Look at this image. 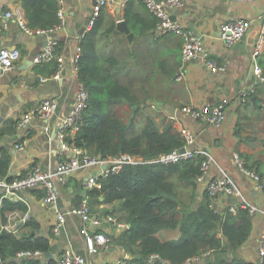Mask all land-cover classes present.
<instances>
[{
    "label": "crops",
    "instance_id": "0c3cea01",
    "mask_svg": "<svg viewBox=\"0 0 264 264\" xmlns=\"http://www.w3.org/2000/svg\"><path fill=\"white\" fill-rule=\"evenodd\" d=\"M94 1L64 0L65 23L61 28L50 32L27 33L13 17L7 19L6 25L3 24V14L7 9L19 4L24 10L21 1L0 0V47L16 46L21 52L14 67L9 70H0V124L6 123L8 119L18 120L26 112L35 108L44 97L55 96L58 100V108L54 117L48 120L39 116L31 118L27 126L30 130L28 135H23V129L15 128L14 134L0 138V144H10L9 175L11 176L25 173L32 164H39L43 168L54 166L58 160L68 154L61 147L57 136L58 117L68 111L78 85V77L72 70L70 56L75 47L76 36L82 32L88 22ZM184 1L183 6L172 10L173 16L188 26L193 24L194 29H192L200 36L210 58L216 64L227 62V67L224 70L211 71L203 61L198 59L183 63L180 37L173 33L157 34L154 30L156 18L141 1L116 0L113 5L105 6L100 13L103 16L100 31L103 32L106 39L109 36L111 43L115 42L112 45V53L117 58L119 56L120 61L123 58L120 69L123 67L121 65H131L133 68L146 65L144 67L148 73L147 78L142 81L139 77L140 80L136 81V88L139 87L142 92H146L147 103L151 96L158 95L156 97L158 100L155 102L159 105L161 113L165 115L164 118L170 120L174 129L179 132L182 127L187 126L195 133V140L189 147L191 149L204 148L212 154L215 159V164L211 167L212 173H218V165L223 167L233 176L248 201L257 206L255 213L250 214L252 228L249 238L235 253L243 259L259 264L257 246L264 225L262 211L264 208L262 187V179L264 180V91L259 94L262 100L259 112V117L263 119L261 128L250 132L245 128V124L241 123L240 136L237 135L235 129L238 122L240 123V111L245 106L238 102L239 90L242 86L257 83L253 75L250 77L252 71L250 49L260 27V14L264 12V0ZM126 7L135 27L132 28L127 23L134 33L132 40H129L123 31L112 34L113 29H111V27H115L117 20L124 19ZM239 16L248 17L251 20V26L239 42L228 46L219 37V23ZM107 29L112 30L109 35ZM49 39L57 41L56 53L61 54L64 58V65L57 78L49 74L50 65L48 63L56 62L55 59L43 63L32 61L34 55ZM144 41L147 44L141 45ZM154 46H157V49ZM118 47L121 49L117 50ZM123 48L128 49V54L121 52ZM118 53L120 54L117 55ZM134 54L139 55L137 61L132 57ZM263 55L264 51L259 62ZM181 67L184 69L183 75L181 78H177ZM262 67L264 69V66ZM124 71L127 72V69ZM162 72H164V77L161 76ZM165 72H169V76H166ZM39 75H44L47 79L41 80ZM132 86L134 85L130 84V88ZM153 88H158L159 93L154 90L151 92ZM133 92L139 98L134 90ZM222 98H227L228 103L225 106L226 117L220 125H211L201 119H192L181 110L185 105L199 106L205 102L214 104ZM152 106L154 105L152 104ZM171 108H174L172 112H170ZM14 136L17 137L13 140ZM23 138L24 148L22 150L15 149L13 143ZM234 151H239L243 158L247 156L251 157L252 161L257 160V164L251 169L261 171L262 176L258 181L245 175L236 167L232 159ZM84 178L85 174L81 172L72 173L67 177L66 182L58 188L59 206L67 214L64 226L56 237L51 232L54 221L53 212L43 203L41 189H31L24 194L28 206L27 211L23 213L20 211L8 212L9 221L7 224H12L11 216L15 213L20 216L19 218L32 216L39 223L38 232L49 236L54 258H57L67 245H71L77 252L85 254V243L80 231L81 219L77 214L69 211L73 205L80 202L82 195L85 194ZM203 190L204 186L197 182L196 192L193 195L194 200L191 201V204L201 198ZM237 200L234 196L220 194L216 200L210 199V205L214 210L221 212L230 204L236 205L239 202ZM112 206V203H101L94 206L95 208L92 207V210L100 212V216H102L104 208ZM116 218L126 223L119 216ZM18 219L15 221L18 229L15 234L22 231L20 223L23 221L18 222ZM126 225L128 227L129 223ZM108 228V231H114L112 225ZM179 234L180 231L177 228H166L157 232L160 239L175 238ZM118 244L119 242L113 241L108 248L100 250L91 258L98 263L116 259L121 254ZM202 253L205 254L202 261L209 258L217 262L221 256L220 253H215L211 249L204 250L200 254ZM228 254L231 255L230 252L223 253V255Z\"/></svg>",
    "mask_w": 264,
    "mask_h": 264
},
{
    "label": "trees",
    "instance_id": "16d2710c",
    "mask_svg": "<svg viewBox=\"0 0 264 264\" xmlns=\"http://www.w3.org/2000/svg\"><path fill=\"white\" fill-rule=\"evenodd\" d=\"M20 1L28 26L46 29L59 22L57 0ZM101 15L80 42L82 51L77 76L88 90V102L77 130L66 137L67 142L91 154L104 156L128 152L147 160L182 145V136L170 120L163 118L161 126L148 116L142 128L136 131L132 119L124 121L115 113L114 107L119 103H127L137 111L140 102L130 86L116 75L122 63L120 59L112 52L101 51L100 54L95 48L103 18ZM123 18L135 28L127 7ZM111 29H107L108 35ZM48 64L49 74L58 69L57 62ZM261 64L264 66V63ZM262 91L264 80L256 83V90L243 104H251L259 113L262 107L259 94ZM16 122L8 119L0 124V138L14 134ZM240 124L238 122L235 129L239 136ZM246 157L244 161L248 169L257 164V160ZM10 159V144H0V179L12 177L9 175ZM200 160L201 156L197 155L169 164L158 161L125 164L118 172L100 177L99 187L85 190L93 208L101 203H112L113 206L104 208L103 213L118 214L119 218L129 223L118 237L130 253L129 264H165L164 261L182 264L186 258L207 249L221 256L217 262L205 258L200 264H255L235 253L251 232L252 219L247 208L237 203L235 211L226 208L218 212L210 205L206 190L196 203L191 204L196 192ZM256 172L262 176L261 171ZM262 187L264 191L263 179ZM186 191H189L186 194L189 198L185 197ZM27 208V204L19 199L3 197L0 201V264H59L57 258L46 256V252L51 251L50 238L38 232L39 223L34 217L27 216L20 223L23 229L18 234L1 227L9 221L8 212L23 213ZM166 228H177L180 234L175 238L160 239L157 232ZM20 250H40L42 256L16 257ZM227 252L231 255H223ZM151 254H157V257L149 260Z\"/></svg>",
    "mask_w": 264,
    "mask_h": 264
},
{
    "label": "built area",
    "instance_id": "2783aa9c",
    "mask_svg": "<svg viewBox=\"0 0 264 264\" xmlns=\"http://www.w3.org/2000/svg\"><path fill=\"white\" fill-rule=\"evenodd\" d=\"M59 7L57 14L59 22L52 27L42 29L39 27H30L24 14L21 5L15 4L13 7L7 9L3 14V24L6 25L7 19L13 17L17 23L27 33H42L50 32L61 28L65 23L64 14V0H57ZM116 0H95L88 22L85 28L75 38V47L71 54L72 70L77 75L78 60L82 51L81 40L85 33L89 31L96 18L100 15L105 6L113 5ZM145 4V6L152 12L156 18L154 30L157 34L173 33L180 37L181 40V59L183 63L190 60H201L204 65L211 71L224 70L227 67V62L216 64L210 58L200 36L194 30L183 23L182 21L173 18V9L181 7L185 4L184 0H137ZM251 26V20L248 17H235L223 20L219 23L218 34L220 39L226 45H232L239 42L244 34ZM57 41L49 39L41 47V49L34 55V63L48 62L55 59L58 64V69L51 74L52 77L57 78L60 74V69L64 65V58L61 54L56 53ZM264 51V12L260 14V27L256 34L255 40L250 49V60L252 75L256 82L264 80V71L259 58ZM20 49L16 46H1L0 47V70H9L14 67L16 61L20 58ZM184 69L181 67L177 78H181ZM41 80L47 79L44 75H39ZM78 77V76H77ZM77 88L73 96L72 103L68 111L58 117L57 136L61 143V147L65 149L68 154L57 161L54 166L43 168L39 164H32L25 173L12 175L10 179H0V201L3 197L11 199H19L26 203L24 194L31 189H41L42 201L53 212L54 221L52 223L51 232L56 237L64 226L66 219V212L59 206V186L66 182L67 177L75 172L85 174L83 180V188L90 189L94 186H100V177H105L109 173L118 172L125 164H137L142 162L158 161L163 164L177 162L183 159L194 158L201 156L200 171L196 176V181L204 186L211 200L223 194L225 196H234L239 200L238 204L248 209L250 214L255 213L257 206L242 194L240 188L237 186L233 176L223 167L217 166L218 173L213 174L211 167L215 164V159L212 154L204 148L191 149L189 146L195 140V133L189 127L184 126L179 133L182 136V145L176 146L173 149L162 152L154 158L147 160L141 155L130 154L128 152H120L116 155H99L91 154L83 148L67 142L66 137L75 133L78 127V122L81 119L82 112L87 106L88 90L85 84L78 79ZM256 90V84L249 86H242L238 94V102L243 104L248 96ZM228 103L227 98H222L219 102L211 104L205 102L198 105H185L181 110L188 114L192 119H201L211 125H220L225 117V106ZM58 108V100L55 96L44 97L39 104L22 115L16 122V129H23L24 134L28 135V123L32 117L39 116L42 119L48 120L55 116ZM15 149L22 150L24 148V138L13 143ZM181 148H184L183 150ZM234 164L245 175L258 181L260 175L253 169H248L245 166V161L239 151H234L232 154ZM237 200V201H238ZM27 204V203H26ZM229 210L235 211L236 205L230 204ZM73 214H77L81 219V234L85 243L86 253L77 252L71 245H67L61 254L57 257L59 264H129L130 253L126 250L124 245L119 241L120 233L127 227L126 223L116 218L114 214L94 212L89 201L88 195H82L80 202L73 205L70 210ZM264 213V208L262 209ZM27 216L18 219V222L24 221ZM112 225L114 231H108V226ZM1 227L11 230L14 233L18 232L15 223L1 225ZM119 242L118 247L121 254L116 259L98 263L91 258L100 250L108 248L113 242ZM27 255L42 256L40 250H20L16 253V257H24ZM205 254H197L186 258L182 264H200ZM257 256L259 264L264 261V225L259 235V242L257 246ZM157 254H151L150 259L156 258ZM1 263V258H0ZM169 264L168 261H164Z\"/></svg>",
    "mask_w": 264,
    "mask_h": 264
},
{
    "label": "rangeland",
    "instance_id": "374dc122",
    "mask_svg": "<svg viewBox=\"0 0 264 264\" xmlns=\"http://www.w3.org/2000/svg\"><path fill=\"white\" fill-rule=\"evenodd\" d=\"M97 37H98V39H97V42L95 43V48H96V50H98V52L100 54H102L101 51L106 52V53L107 52H113V46L112 45L115 43L114 41L112 43L110 40L107 41V39H105L106 37L103 35V33H101V31L98 33ZM146 44L147 43L145 41L141 43V45H146ZM151 47H153V44H151ZM154 47L157 49V46H154ZM120 49H121L120 47L117 48V50H120ZM135 50H138V49L135 48ZM122 51L127 53L128 49L123 48L121 50V52ZM119 54L120 53H118L117 55H119ZM132 57L134 58L135 61H137L139 55L134 54ZM262 57L263 58H261V62L264 63V55ZM118 58H120V57L118 56ZM122 60H123V58H122ZM122 60H121V62H122ZM121 66H123L122 69H120V66H119L118 70H120V71L119 72H118V70L116 71V73L118 72V75H117L118 79L121 80L122 82L129 84V86H130V84L134 85V86H132V88L138 94V97H139L138 100L140 102V107L137 111H135V107L130 106L129 104L122 102V103L117 104L114 107L115 113L120 118H122V120H124V121H127V120L130 121L132 119L135 123L136 131H139V129L142 128V126L146 122V119L148 116H152L156 120V122L159 125H161L162 120H163L165 115L163 113H161V111L158 108L159 105H157L155 102L158 100V98H156V97H158V95L151 96V98L148 101L149 103H147L146 92L145 91L142 92L139 87L136 88V85H137L136 81H139L140 79L142 81H145V79L147 78L146 75L148 73L144 67L146 65L137 66L135 68H133L131 65H121ZM157 66H159V65H157ZM126 69H127V72L124 71ZM165 73H166L165 74L166 76H169V72H165ZM170 74H171V72H170ZM161 76L164 77V72H162ZM139 77H140V79H139ZM167 80H168V78H167ZM153 90L156 93L157 92L159 93V91H160L158 88H156V89L153 88V89H151V92H153ZM152 104L154 106H152ZM240 113H241L240 123L245 124V126H246L245 128H247L248 131L254 132L256 128H261V126L263 125V119H261L259 117L258 111H256L251 104L244 106L242 108V110L240 111ZM242 124H240V125H242ZM188 193H189V191L185 192V194H188ZM186 197L189 198V196H186ZM115 216L117 217L118 214H116ZM19 217L20 216L18 214H16V213L13 214L11 216L12 223H15V221H17V219Z\"/></svg>",
    "mask_w": 264,
    "mask_h": 264
},
{
    "label": "water",
    "instance_id": "95a60500",
    "mask_svg": "<svg viewBox=\"0 0 264 264\" xmlns=\"http://www.w3.org/2000/svg\"><path fill=\"white\" fill-rule=\"evenodd\" d=\"M173 18H175L173 16ZM191 28L194 29V26L193 24L190 25ZM118 31H123L124 33H126V36L129 40H132V37L134 36V33L130 30L129 26L127 25V22L125 21V19H120V20H117L116 23H115V27L113 28V31H112V34H115L117 33ZM250 77H252V71L250 73ZM174 108H171L170 112L173 111ZM17 136H14L13 140L16 139ZM182 150L184 148H181ZM46 256L47 257H53L52 255V252L49 250L46 252Z\"/></svg>",
    "mask_w": 264,
    "mask_h": 264
}]
</instances>
